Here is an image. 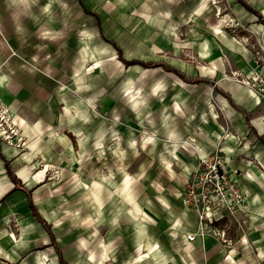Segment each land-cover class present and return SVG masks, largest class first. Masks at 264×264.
<instances>
[{
	"label": "crops",
	"instance_id": "1",
	"mask_svg": "<svg viewBox=\"0 0 264 264\" xmlns=\"http://www.w3.org/2000/svg\"><path fill=\"white\" fill-rule=\"evenodd\" d=\"M228 1L238 12L236 17L246 24L237 36L224 26L225 19L216 14L218 5L212 0L139 1L141 5L147 4L146 13L154 12V21L160 27L153 33V42L142 43V52L147 56L136 60L159 65L141 64L140 78L124 81L125 110L110 111L108 123L110 157L116 158L111 152L115 149L116 155L118 147V152L126 151L127 157H132L133 165L135 158L141 156L133 173L115 176L106 189L110 199H120L118 204L124 205L127 216L134 214L140 220L139 253L136 248L137 254L126 256L125 264H264V100L236 79L240 74L249 75L255 57L253 47L264 48V21L258 16L264 20V0H244L252 9L238 0ZM47 2H51L50 11L45 8ZM47 2L42 10L49 14L54 4L52 0ZM15 3L19 4L18 11ZM90 4L94 9L96 3ZM26 6L32 8V0H13L11 4L0 0V100L12 109L11 125L18 131L14 136L24 137L27 145L23 153L0 143V202L6 201V205H0V264H61L58 254V262L52 257L55 247L47 230L33 215L26 192L32 194L34 201L37 179L30 168L36 155H32V136L56 131L64 137L60 140L70 151L72 134L85 144L80 136L87 131L86 119H93L96 145L102 135L101 122L100 117L96 122L94 115L82 109L78 77H71L64 92L59 91L53 79H32V61L24 63L20 55L32 56L35 51L37 59L51 70L70 58L71 48L76 53L85 50V41L71 33L74 47L55 49L53 23L63 31L67 16L47 20L50 16L38 17L32 15V10L21 9ZM13 7L16 8L8 9ZM222 12L231 13L230 9ZM38 18L50 25L45 26ZM46 30L51 35L47 36ZM78 32V28L74 29V33ZM6 36L10 39L8 46L4 42ZM35 40L48 46L34 50ZM11 48L18 56L6 63ZM72 59L76 64L77 60ZM21 87L28 88L27 99L18 94L20 90L16 91ZM41 103L48 104L43 111ZM234 132L247 136L242 146ZM42 143L43 148H53ZM219 146L229 165L242 171L237 178L246 194L244 208L237 215L238 223L228 224L231 246L210 236L198 235L194 241L187 237L199 230V218L195 210L185 206L183 190L199 158ZM58 153L55 151L52 157L57 158ZM6 163L24 189L16 187ZM35 205L47 220L39 204ZM146 239L151 247L144 254L139 244ZM135 242L130 240L131 248ZM120 259L116 262L121 264Z\"/></svg>",
	"mask_w": 264,
	"mask_h": 264
},
{
	"label": "rangeland",
	"instance_id": "2",
	"mask_svg": "<svg viewBox=\"0 0 264 264\" xmlns=\"http://www.w3.org/2000/svg\"><path fill=\"white\" fill-rule=\"evenodd\" d=\"M5 1L10 4L13 2V0ZM47 1L49 0H32V8L26 6L21 9L32 10V15L38 17H40L39 15H42L43 18L50 16L47 20L54 21L59 19L60 15H66L63 31L57 30L56 23H53L55 31L52 34V46L55 49L68 45L70 48L74 47L73 38H71L73 36L71 33H73L78 34L77 37L85 41V50L76 53L71 48L70 58L67 61H62L60 66L59 63L55 64L56 67L51 70L49 65L37 59L35 51L32 56L26 53L20 55V58L24 63L32 61V79L36 76V78L45 76L46 79H53L61 92L66 90L71 77H78L80 79L78 86L82 88L79 89L81 92L79 96L82 95L80 98L84 103L82 109L94 115L96 122L100 117L102 135L94 145L93 119L91 118L85 120L87 131L80 136L82 140H85V144L82 145L80 141L78 142V138L72 134L70 137L73 144H69L70 151L67 150L64 141L60 140L64 137L57 135L56 131L50 130L45 134L32 136V155H36L32 157L30 168L32 175L37 179V195H34V201L44 211L47 217L46 221L50 224L57 244L68 264H120L116 262V259L120 258L121 264H125L126 256L132 253L137 254L135 253L136 248L139 253L137 244L141 241L142 235L139 229L140 220L134 214L127 216L124 213V205L121 207L118 204L120 199H110L106 189L109 181L114 180L115 176L119 178L120 174L128 171L133 173L140 163L141 156L135 158L133 165L132 157H127L126 151L118 152V147L116 155H114L115 149L111 152L116 158H111L108 123L110 111L122 113L125 110L124 81L127 78L134 80L140 78L143 68L139 63L136 66L133 64L132 67L122 62L117 48L112 43L122 50L121 55L124 59H141L147 56L142 52V43L155 40L153 33L158 30L160 24L154 21V16H156L154 12L146 13L144 9L148 6L146 3L142 6L139 3L140 0H87L85 3L84 0L82 2L81 0H52L54 8L49 14L42 10V5ZM89 2L96 3L94 9H92V4L88 5ZM212 2L218 5L216 14L225 19L224 26L234 36H237L240 30L242 31V28L246 26L236 17L238 12L234 10L228 0H212ZM47 3L45 8L50 11L51 2ZM15 4L18 11L19 4ZM16 7L8 9L13 10ZM229 9L231 13L224 14L222 12ZM20 19L24 18L20 17ZM98 19L100 24H98ZM46 21L42 20L43 23L45 22L44 25H50ZM76 28L79 30L78 33H74ZM46 31L48 32L47 36L51 35L50 31ZM68 37L71 38L69 43ZM105 38L112 43H109ZM4 42L8 46L10 39L6 36ZM32 43L34 50L37 46H48V43L41 44L39 40L38 42L32 41ZM255 49L253 47L254 52ZM9 52L6 63L12 57L18 56L12 48L9 49ZM72 58L77 60L78 66L73 63ZM43 71L47 73L44 74ZM10 73L12 74V68H10ZM151 77L155 78V76ZM33 86L34 82H32ZM16 91H19L18 94L24 99H27L30 94L28 88L24 87L17 88ZM38 91H41V88H38ZM34 96L35 94L32 92V98ZM46 105L48 104L41 103L40 111H43ZM51 106L54 107L52 104ZM53 109L58 108L54 107ZM12 114V109L0 100V143H7L24 153L27 148L26 140L24 137L14 136L18 131L13 128L14 125H11L10 116ZM2 116L4 119L1 118ZM229 129L227 132L231 134L229 131L232 130ZM234 133L235 137H238L237 140L239 139V145L242 146L247 136H239L236 132ZM40 141H43L42 144L53 145V148L57 149L58 147L55 151L56 154L59 152V156L53 158L54 149L43 148ZM67 151L70 153L68 154ZM239 158L244 159V156H239ZM248 161L254 163L252 158H249ZM241 175L242 171L239 170L238 176ZM0 205H6V201L0 202ZM132 239L136 241L133 248L129 245ZM147 240L142 243L144 254H147L151 247L147 244ZM55 251L52 257L55 256L58 262L57 251Z\"/></svg>",
	"mask_w": 264,
	"mask_h": 264
},
{
	"label": "built area",
	"instance_id": "3",
	"mask_svg": "<svg viewBox=\"0 0 264 264\" xmlns=\"http://www.w3.org/2000/svg\"><path fill=\"white\" fill-rule=\"evenodd\" d=\"M250 69L249 75L240 74L237 80L264 100L263 47L255 49ZM1 118L4 119L3 116ZM238 173V168L229 165L220 146L213 153L199 158L195 171L183 190L185 206L195 210L199 218V230L187 235L190 241L201 235L232 245V239L228 236V224L238 223L237 215L246 202V194L237 178Z\"/></svg>",
	"mask_w": 264,
	"mask_h": 264
},
{
	"label": "trees",
	"instance_id": "4",
	"mask_svg": "<svg viewBox=\"0 0 264 264\" xmlns=\"http://www.w3.org/2000/svg\"><path fill=\"white\" fill-rule=\"evenodd\" d=\"M238 1L241 2L242 4H244L248 9H252L244 0H238ZM81 2H82V0H81ZM258 16H259V18L262 21H264L263 17L260 14H258ZM98 24H100V20L99 19H98ZM105 40H107V39L105 38ZM107 41H109V40H107ZM109 43H112V41H109ZM112 45L117 48L118 53L120 55V60L122 62H124L126 65H133V64H137V63L142 64L145 67H148V66L156 67V66L159 65L156 62L144 63V62H141L139 60H126L121 55L122 54V50L120 48H118V46H116V44L112 43ZM166 68L171 70V71H173V69L171 67L167 66ZM6 165H7L8 174L11 177V179L13 180V182L15 183L16 187L24 189L23 185L20 182V180L17 178V176L13 173V171L9 167V164L6 163ZM26 192L28 193V195L30 197L29 205H30V208L32 210V213L42 223V225L44 226V228L47 230L48 234L50 235V237L52 239V245L55 247V250L57 251L60 263L61 264H68V262L64 259L63 255H62V252H61V250L59 248V245L57 244L56 237H55V235H54V233H53V231L51 229L50 224H48V222L40 215L38 209L36 208V206L34 205L32 199H31V193L28 192L27 190H26Z\"/></svg>",
	"mask_w": 264,
	"mask_h": 264
},
{
	"label": "bare ground",
	"instance_id": "5",
	"mask_svg": "<svg viewBox=\"0 0 264 264\" xmlns=\"http://www.w3.org/2000/svg\"><path fill=\"white\" fill-rule=\"evenodd\" d=\"M48 4V3H46ZM33 35V34H32ZM3 74V73H2ZM250 91V90H249ZM149 237V236H148ZM150 240V239H149ZM150 242V241H149ZM139 248H141L143 250V245L142 244H139ZM144 251V250H143ZM146 251V250H145ZM130 262V261H129Z\"/></svg>",
	"mask_w": 264,
	"mask_h": 264
}]
</instances>
